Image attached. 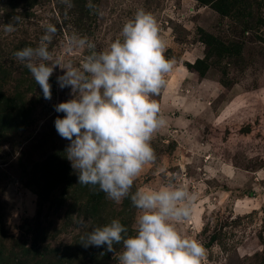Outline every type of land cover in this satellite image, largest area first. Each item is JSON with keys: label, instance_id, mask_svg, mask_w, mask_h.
Returning a JSON list of instances; mask_svg holds the SVG:
<instances>
[{"label": "rangeland", "instance_id": "1", "mask_svg": "<svg viewBox=\"0 0 264 264\" xmlns=\"http://www.w3.org/2000/svg\"><path fill=\"white\" fill-rule=\"evenodd\" d=\"M5 2L0 3V64L12 68L13 77L33 79L30 72L21 74L24 66L13 53L21 49L24 40L39 42L46 23L57 27L49 45L54 56H63L65 62L79 66L88 54L87 49L67 50L66 37L78 32L64 24L57 6L61 0H40L31 13L22 3L17 9L22 11V21L12 33L3 30ZM97 6L103 14H95L93 34L78 33L94 42L97 51L107 48L119 36L124 23L138 9H144L158 21L167 45L165 55L175 61L173 70L166 75L167 86L154 97L166 118V125L151 141L156 160L145 166L134 188L158 189L171 182L172 186L182 183L197 193L194 213L177 227L183 235L202 244L203 236H208L205 232L222 228L223 245L204 247V264H264V18L241 35L239 29L235 30L234 19L221 17L197 0H101ZM253 11L256 20L264 16V8L258 11L256 3ZM201 28L243 44L241 56H233L230 50L229 63L211 68L204 78L189 66L205 55ZM64 71L57 66L50 77L51 100L43 98L37 84L30 94L36 99V121L17 137V142L24 143L21 149L42 138L57 116H64L54 110V105L72 98L70 88L60 89L57 84V76ZM222 75L226 85L220 82ZM49 138L32 159L38 161L69 144L57 131ZM15 148L5 144L0 150L1 170L6 174L0 199L5 228L17 233L23 216L35 214L38 196L22 183L26 157ZM138 214L134 215L133 225Z\"/></svg>", "mask_w": 264, "mask_h": 264}, {"label": "clouds", "instance_id": "2", "mask_svg": "<svg viewBox=\"0 0 264 264\" xmlns=\"http://www.w3.org/2000/svg\"><path fill=\"white\" fill-rule=\"evenodd\" d=\"M68 8L71 0H61ZM86 7L102 11L92 0ZM22 17L13 16L4 32L16 31ZM43 35L36 46H25L13 53L26 67L43 98L52 99L50 77L59 66L60 89L70 88V99L54 105L58 135L69 144L65 156L78 174L79 184L92 186L106 199L120 204L128 198L138 210L130 232L120 219L85 230L79 243L84 248H105L116 264H204L202 243L183 235L177 225L195 211L197 193L184 184L158 189L136 188L135 181L145 166L156 160L152 139L166 125L161 106L154 97L167 86L166 75L175 61L166 57V41L156 18L138 9L128 19L119 36L100 51L88 37L73 32L66 37V48L87 49L79 66L54 56L49 45L57 34L55 24L42 25ZM77 223L87 229L83 217ZM116 246H120L119 250Z\"/></svg>", "mask_w": 264, "mask_h": 264}, {"label": "trees", "instance_id": "3", "mask_svg": "<svg viewBox=\"0 0 264 264\" xmlns=\"http://www.w3.org/2000/svg\"><path fill=\"white\" fill-rule=\"evenodd\" d=\"M16 1L20 2L15 3ZM197 1L204 6L212 7L221 17L234 19L235 30L239 29L241 35L253 30L254 23L263 22L262 15L257 20L254 18L253 7L255 3L258 4L260 11L264 8V0ZM39 2L40 0H6L7 15L3 24L10 22L13 16L21 15L22 11L18 12L17 9L22 3L28 8L26 12L31 13V9ZM71 2L72 7L68 8L67 12L63 3L57 5L64 24L70 25L80 34L86 32L93 34L95 26L92 25H95L97 20L95 13L86 7L88 0ZM92 2L99 5L101 0ZM200 39L205 44V55L197 58L189 66L202 78L208 75L211 68L229 63L230 50L233 56H241L243 44L240 42L224 40L204 28L200 29ZM36 43L38 42L24 40L21 49L25 46L34 47ZM12 72V68L0 64V150L3 145L9 144L17 147L14 149L16 152L19 150L23 152L26 167L21 173L24 178L22 183L37 194L38 203L33 216H23L18 226L19 232L16 233L5 228V211L0 199V264H115L113 253L106 252L105 248H84L79 243L80 236L83 231L108 223L112 219H120L131 232L134 215L138 210L132 206L128 198L124 199L118 208L115 202L106 199L103 192L92 186L79 184L78 174L65 156L66 148L53 150L38 161L31 158L40 151L42 145L49 142L53 132H56L54 125L44 132L42 138L31 143L32 148L31 144L20 148L24 143L17 142V137L24 134L36 121V99L30 97L35 91L36 83L29 77L15 78ZM25 72H29L26 67L21 74ZM222 73L225 75V72ZM223 75L220 82L226 85ZM27 162L32 163L31 167ZM5 175L0 164V194L5 191V184L3 185ZM135 190L136 188H133V191ZM80 217L87 222V229L77 223ZM226 224L228 222L222 226ZM205 233H208V236L204 235L201 239L203 247L210 249L216 243L223 245L222 228H216L210 234ZM261 239L264 243V234L261 235ZM116 247L119 250L120 246Z\"/></svg>", "mask_w": 264, "mask_h": 264}]
</instances>
